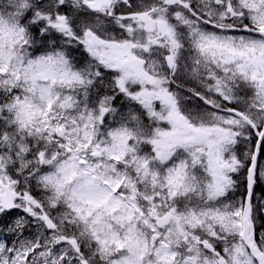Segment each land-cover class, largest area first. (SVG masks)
Segmentation results:
<instances>
[{
  "label": "snow or ice",
  "instance_id": "6c2138e0",
  "mask_svg": "<svg viewBox=\"0 0 264 264\" xmlns=\"http://www.w3.org/2000/svg\"><path fill=\"white\" fill-rule=\"evenodd\" d=\"M0 264H264V0H0Z\"/></svg>",
  "mask_w": 264,
  "mask_h": 264
}]
</instances>
